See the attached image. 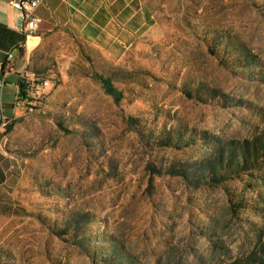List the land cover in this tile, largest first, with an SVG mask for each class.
<instances>
[{
  "label": "rangeland",
  "instance_id": "374dc122",
  "mask_svg": "<svg viewBox=\"0 0 264 264\" xmlns=\"http://www.w3.org/2000/svg\"><path fill=\"white\" fill-rule=\"evenodd\" d=\"M140 2L134 42L62 41L0 124V264H264V0Z\"/></svg>",
  "mask_w": 264,
  "mask_h": 264
},
{
  "label": "crops",
  "instance_id": "0c3cea01",
  "mask_svg": "<svg viewBox=\"0 0 264 264\" xmlns=\"http://www.w3.org/2000/svg\"><path fill=\"white\" fill-rule=\"evenodd\" d=\"M18 0H0V124L20 113L25 103L20 84L43 71L45 58L62 41L109 52L122 49L140 33V0H44L36 10V34L20 32ZM11 167L0 146V188L11 180Z\"/></svg>",
  "mask_w": 264,
  "mask_h": 264
},
{
  "label": "built area",
  "instance_id": "2783aa9c",
  "mask_svg": "<svg viewBox=\"0 0 264 264\" xmlns=\"http://www.w3.org/2000/svg\"><path fill=\"white\" fill-rule=\"evenodd\" d=\"M44 0H18L11 3V7L20 13V32L25 35L36 34L39 30L41 20L36 16V10ZM24 85L25 99L30 100L44 94L49 88V82L44 79L25 77ZM20 84V85H21ZM2 86H0L1 90Z\"/></svg>",
  "mask_w": 264,
  "mask_h": 264
},
{
  "label": "trees",
  "instance_id": "16d2710c",
  "mask_svg": "<svg viewBox=\"0 0 264 264\" xmlns=\"http://www.w3.org/2000/svg\"><path fill=\"white\" fill-rule=\"evenodd\" d=\"M95 78L98 79L99 81H101L102 83V87L103 90L105 92L106 95L110 96L113 98V100L116 103H119L122 99H123V93L121 91H119L113 84L112 80L110 78L104 77L102 75H95ZM20 98L24 101L25 99V92H24V85L21 84L20 85ZM7 131L11 132L13 131V126H8L7 127ZM245 155H243V161L244 164L246 162V152L244 151ZM224 159V154L221 156L220 158V162H223L222 160ZM231 159V157L229 158V160ZM221 167H222V163H220ZM208 170H211V165L209 164L208 166ZM181 175V174H179Z\"/></svg>",
  "mask_w": 264,
  "mask_h": 264
}]
</instances>
